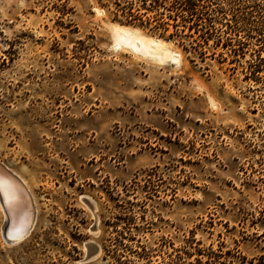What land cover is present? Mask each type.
Wrapping results in <instances>:
<instances>
[{
	"label": "rangeland",
	"instance_id": "rangeland-1",
	"mask_svg": "<svg viewBox=\"0 0 264 264\" xmlns=\"http://www.w3.org/2000/svg\"><path fill=\"white\" fill-rule=\"evenodd\" d=\"M130 1L0 0V160L36 210L9 245L0 208V264H264V0Z\"/></svg>",
	"mask_w": 264,
	"mask_h": 264
},
{
	"label": "bare ground",
	"instance_id": "bare-ground-1",
	"mask_svg": "<svg viewBox=\"0 0 264 264\" xmlns=\"http://www.w3.org/2000/svg\"><path fill=\"white\" fill-rule=\"evenodd\" d=\"M121 46L129 47L130 50H132L136 54L142 56H148L149 58H156L159 61H163L166 58H170L175 63H177V60H179L177 59V56L172 55L171 53H168V51L163 49L162 41L158 39L144 37L140 34L139 35L138 34L135 35L134 33L131 34L127 31L120 29V30H116L115 47L119 48ZM0 165L5 170L12 173V176L13 175L15 176L16 181L22 183V185L27 189L28 193H30L34 205L33 195L29 190V186L26 183V181L17 172L12 170L1 160H0ZM16 181L6 177L0 171V208L5 217V224H7V222L9 221V225H8L9 233H7V236L10 239H12V240L6 239L9 245H15L21 242L22 239L26 237V235L29 233V230L31 229V224H33L32 223L33 214H31V218H30L29 214L27 213L28 207H27L26 195L22 192L20 187L17 185ZM24 230L26 231L24 232ZM14 237H21V238L13 239ZM86 251H87V255H89L90 252L89 249H87Z\"/></svg>",
	"mask_w": 264,
	"mask_h": 264
},
{
	"label": "trees",
	"instance_id": "trees-1",
	"mask_svg": "<svg viewBox=\"0 0 264 264\" xmlns=\"http://www.w3.org/2000/svg\"><path fill=\"white\" fill-rule=\"evenodd\" d=\"M198 1H205V0H132L130 2H128V9L131 10L130 12H128V14L126 15V18H130L131 20H135L136 18H134L135 16H133L132 13V9L135 6L136 2L139 3V6H146L148 5L149 8L147 10L150 9V11L154 10L157 13L158 10L160 8H162L164 11L168 12V17L173 19L174 21H177L178 18L181 19L180 24L183 27H186L184 25V23H190L191 19H196L197 17H199V15L202 12L201 9L198 8ZM117 6L118 3H116ZM200 7H203L202 5H200ZM124 11V10H122ZM115 15H118L115 13ZM193 24H191V26L188 27V29H193ZM175 28L177 27V25L174 26ZM207 38H205L203 41H206ZM258 63L256 65V69L252 71V74H256L257 72L261 71V65L264 64V59L260 58V56L258 57Z\"/></svg>",
	"mask_w": 264,
	"mask_h": 264
},
{
	"label": "water",
	"instance_id": "water-1",
	"mask_svg": "<svg viewBox=\"0 0 264 264\" xmlns=\"http://www.w3.org/2000/svg\"><path fill=\"white\" fill-rule=\"evenodd\" d=\"M0 171L8 178L12 179V180H15V176L13 175L12 176V173H10L9 171L5 170L1 165H0ZM17 182V185L20 187V189L22 190V192L26 195V200H27V207H28V210H27V213L29 214V217L31 218V214L32 217L34 216V205H33V201H32V197L30 195V193H28L27 189L22 185V183H20L19 181H16ZM20 184H19V183ZM9 221L7 222V224L4 223L3 227H2V237L3 239H7V240H12L10 239L8 236H7V233H9ZM26 230H24L25 232ZM23 232V234H24ZM17 238H21V237H14L13 239H17ZM92 244V247H93V251H91L89 249V255L86 256V259L85 260H89L91 256H93L94 254H96L98 252V248L96 247L95 244L93 243H90Z\"/></svg>",
	"mask_w": 264,
	"mask_h": 264
}]
</instances>
